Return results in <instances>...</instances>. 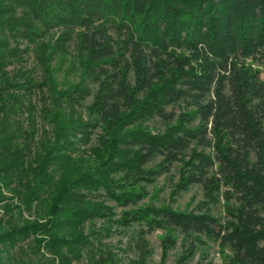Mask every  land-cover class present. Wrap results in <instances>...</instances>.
I'll return each instance as SVG.
<instances>
[{"label": "trees", "instance_id": "1", "mask_svg": "<svg viewBox=\"0 0 264 264\" xmlns=\"http://www.w3.org/2000/svg\"><path fill=\"white\" fill-rule=\"evenodd\" d=\"M263 73L264 0H0V264H264Z\"/></svg>", "mask_w": 264, "mask_h": 264}, {"label": "rangeland", "instance_id": "2", "mask_svg": "<svg viewBox=\"0 0 264 264\" xmlns=\"http://www.w3.org/2000/svg\"><path fill=\"white\" fill-rule=\"evenodd\" d=\"M262 79L264 81V73L262 74ZM173 177L171 174L162 175L152 184L146 186L148 194L140 202V205H172L174 209L182 212L193 210L196 203L201 200L199 189L193 188L177 196L173 190ZM136 191H139V189H136ZM109 205L115 208L116 218H119L123 212L131 208V206H117L114 202H109ZM1 211L0 209V214ZM165 237L166 233L162 231H154L148 235L147 240L150 245L151 255L147 260V264H181L180 259L187 255L184 246L181 245L179 240L166 257L162 247V240ZM106 242L111 244L113 251L123 259V264H129V260L137 258L136 251L128 244V237L115 233ZM227 256V251H222L216 244L208 243L201 246L187 264H229Z\"/></svg>", "mask_w": 264, "mask_h": 264}]
</instances>
